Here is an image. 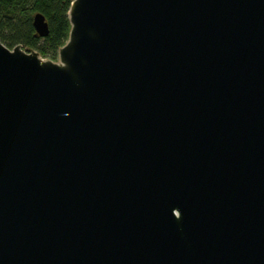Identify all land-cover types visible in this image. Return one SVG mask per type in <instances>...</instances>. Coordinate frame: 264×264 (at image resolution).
Segmentation results:
<instances>
[{
	"label": "water",
	"instance_id": "95a60500",
	"mask_svg": "<svg viewBox=\"0 0 264 264\" xmlns=\"http://www.w3.org/2000/svg\"><path fill=\"white\" fill-rule=\"evenodd\" d=\"M69 18L0 40V264H264V0Z\"/></svg>",
	"mask_w": 264,
	"mask_h": 264
},
{
	"label": "trees",
	"instance_id": "16d2710c",
	"mask_svg": "<svg viewBox=\"0 0 264 264\" xmlns=\"http://www.w3.org/2000/svg\"><path fill=\"white\" fill-rule=\"evenodd\" d=\"M74 0H0V40L10 49L21 45L42 58L58 60L59 51L69 39V11ZM49 25V36H37L33 26L36 14Z\"/></svg>",
	"mask_w": 264,
	"mask_h": 264
},
{
	"label": "rangeland",
	"instance_id": "374dc122",
	"mask_svg": "<svg viewBox=\"0 0 264 264\" xmlns=\"http://www.w3.org/2000/svg\"><path fill=\"white\" fill-rule=\"evenodd\" d=\"M42 58V57H41ZM44 61H52L50 58H42ZM57 62V61H54ZM178 215V214H177Z\"/></svg>",
	"mask_w": 264,
	"mask_h": 264
}]
</instances>
